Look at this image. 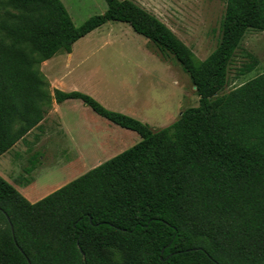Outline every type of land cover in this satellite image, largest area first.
I'll list each match as a JSON object with an SVG mask.
<instances>
[{
	"label": "trees",
	"instance_id": "obj_1",
	"mask_svg": "<svg viewBox=\"0 0 264 264\" xmlns=\"http://www.w3.org/2000/svg\"><path fill=\"white\" fill-rule=\"evenodd\" d=\"M103 1L74 26L60 0H0V155L68 99L140 137L36 202L0 176V264H264V72L222 93L246 30H264V0H225L203 60L133 1ZM107 21L171 54L198 104L152 129L86 93L50 92L39 65Z\"/></svg>",
	"mask_w": 264,
	"mask_h": 264
},
{
	"label": "rangeland",
	"instance_id": "obj_2",
	"mask_svg": "<svg viewBox=\"0 0 264 264\" xmlns=\"http://www.w3.org/2000/svg\"><path fill=\"white\" fill-rule=\"evenodd\" d=\"M60 1L74 26L106 10L103 0ZM131 1L166 24L198 59L206 58L219 42L225 0ZM250 60L255 67L238 75L237 69ZM39 70L50 92L58 88L86 93L105 108L152 129L168 126L183 109L198 104L180 63L171 54L166 58L123 22H105L78 39L71 53L56 54ZM263 72L264 30L249 28L234 52L222 93ZM139 141L135 132L98 116L79 100L53 102L40 125L0 157L6 172L0 176L36 202ZM13 153L19 158L11 159Z\"/></svg>",
	"mask_w": 264,
	"mask_h": 264
},
{
	"label": "crops",
	"instance_id": "obj_3",
	"mask_svg": "<svg viewBox=\"0 0 264 264\" xmlns=\"http://www.w3.org/2000/svg\"><path fill=\"white\" fill-rule=\"evenodd\" d=\"M166 58H169L168 56L166 57ZM56 104V103H55ZM43 121V120H42ZM41 121V122H42ZM40 122V123H41ZM40 123L37 125V126H35L33 129H35L36 127H38L39 125H40ZM32 129V130H33ZM31 132V131H30ZM30 132H28V133H30ZM14 146H12L9 150H7L6 152H4L3 154H1L0 155V157H4L6 154H8L10 151H12V148H13ZM12 156V157H11ZM10 157H11V159H18L19 158V156H20V154L19 153H13L12 155H11ZM10 159V160H11ZM6 172H5V169H4V167H3V165H0V174L1 175H3V176H6V174H5ZM25 192V193H24ZM23 192V194L25 195L24 197L26 198L27 196V194H26V191H24ZM51 193V192H50ZM46 196V195H45ZM44 197V196H43ZM42 197V198H43ZM27 199V198H26ZM28 200V199H27Z\"/></svg>",
	"mask_w": 264,
	"mask_h": 264
}]
</instances>
